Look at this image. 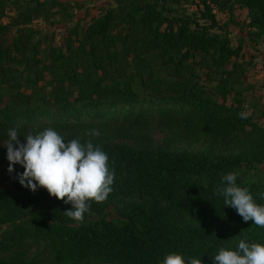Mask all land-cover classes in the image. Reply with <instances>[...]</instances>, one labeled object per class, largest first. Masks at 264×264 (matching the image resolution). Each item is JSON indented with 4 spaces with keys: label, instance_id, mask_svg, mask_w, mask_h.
Wrapping results in <instances>:
<instances>
[{
    "label": "trees",
    "instance_id": "trees-1",
    "mask_svg": "<svg viewBox=\"0 0 264 264\" xmlns=\"http://www.w3.org/2000/svg\"><path fill=\"white\" fill-rule=\"evenodd\" d=\"M108 1L56 46L32 25L69 23L81 4L0 0V164L10 128L24 143L52 127L65 142L100 146L115 171L113 191L83 222L46 189L23 187L20 165L0 171V264H162L173 252L212 264L239 239L264 243V228L215 194L235 171L264 205V126L245 114L239 49L213 7L247 9L264 41V0Z\"/></svg>",
    "mask_w": 264,
    "mask_h": 264
},
{
    "label": "clouds",
    "instance_id": "clouds-1",
    "mask_svg": "<svg viewBox=\"0 0 264 264\" xmlns=\"http://www.w3.org/2000/svg\"><path fill=\"white\" fill-rule=\"evenodd\" d=\"M8 137L4 145L8 172L14 173L15 166L20 165L24 171L17 178L23 187L35 193L39 186L50 196L72 205L70 210L63 212L69 219L83 222L91 203L105 202L113 191L114 168L107 153L90 140L82 143L77 138L65 142L52 127L29 133L24 143L20 141L17 128H10ZM238 177L235 171L224 174L215 194L222 196L225 207L235 209L245 223L252 221L264 228V205L255 201L248 187L238 185ZM162 264H203V261L173 252L164 257ZM212 264H264V243L239 239L234 250L221 247L213 255Z\"/></svg>",
    "mask_w": 264,
    "mask_h": 264
},
{
    "label": "rangeland",
    "instance_id": "rangeland-1",
    "mask_svg": "<svg viewBox=\"0 0 264 264\" xmlns=\"http://www.w3.org/2000/svg\"><path fill=\"white\" fill-rule=\"evenodd\" d=\"M61 2L79 3L81 8L75 9V17L69 23L58 24L57 17L50 23L43 20L36 21L32 26L39 29L43 34L54 38V44L61 46L66 35V30L75 24L81 27L88 26L94 19L98 18L103 9L109 6L108 0H59ZM189 12L196 11L195 7L185 4ZM217 19L222 26H227V35L231 40L232 47L239 49V55L235 61L240 68L244 89L242 99L246 115H254L256 121L264 126V118L259 115L264 111V41L252 36L249 30L248 10L237 6L232 14L223 12L218 6L213 5ZM72 11V9H71ZM53 21V22H52ZM52 23V24H51ZM50 80L46 75L45 84ZM233 96H229L228 104H232ZM151 135L155 143L163 144L167 135L158 127L151 129ZM181 147H184L183 145ZM9 166V161L0 164V171Z\"/></svg>",
    "mask_w": 264,
    "mask_h": 264
}]
</instances>
